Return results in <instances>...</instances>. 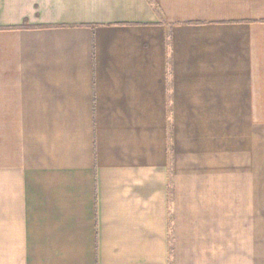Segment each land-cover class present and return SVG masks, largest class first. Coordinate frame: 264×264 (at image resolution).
Wrapping results in <instances>:
<instances>
[{"label": "crops", "instance_id": "crops-1", "mask_svg": "<svg viewBox=\"0 0 264 264\" xmlns=\"http://www.w3.org/2000/svg\"><path fill=\"white\" fill-rule=\"evenodd\" d=\"M0 264H264V0H0Z\"/></svg>", "mask_w": 264, "mask_h": 264}]
</instances>
